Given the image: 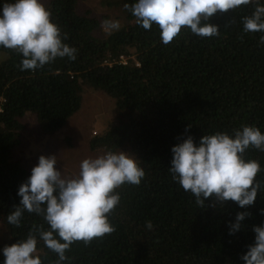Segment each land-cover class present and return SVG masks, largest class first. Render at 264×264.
Listing matches in <instances>:
<instances>
[{
	"label": "trees",
	"instance_id": "1",
	"mask_svg": "<svg viewBox=\"0 0 264 264\" xmlns=\"http://www.w3.org/2000/svg\"><path fill=\"white\" fill-rule=\"evenodd\" d=\"M42 2L66 35L63 42L77 54L75 60L58 57L35 71H21V54L0 47V223L9 236L0 249L24 238L34 224L48 228L41 216L26 211L19 226L6 220L32 169L15 157L27 128L23 119L33 115L44 135L56 134L81 109L86 84L111 97L119 113L114 127L92 138L91 149L129 150L145 177L139 185L116 189L120 204L109 214L115 231L87 245L74 242L63 264H243L252 228L264 222V190L244 209L214 196L200 207L168 169L172 146L188 135L198 143L203 135H231L242 125L264 133V33H245L242 23L256 3L214 14L209 23L218 25V36L200 37L182 26L164 44L156 24L145 30L124 7L135 0H109L114 14L99 18L90 10L81 13L79 0ZM117 17L125 19L119 30L97 36L102 21ZM120 55L129 58L127 66L118 63ZM245 158L259 162L256 179L264 183V152L249 148ZM240 211L248 215L230 236L228 222ZM37 254L42 264L58 259L42 241ZM4 259L0 253V264Z\"/></svg>",
	"mask_w": 264,
	"mask_h": 264
},
{
	"label": "clouds",
	"instance_id": "2",
	"mask_svg": "<svg viewBox=\"0 0 264 264\" xmlns=\"http://www.w3.org/2000/svg\"><path fill=\"white\" fill-rule=\"evenodd\" d=\"M254 2L252 14L242 18L243 31L264 33V3L260 0H135L124 7L145 30L156 24L161 42L168 44L182 26L200 37L218 36V25L209 23L214 14ZM102 26L119 30L120 23L104 20ZM65 39L42 0H0V47L21 54V71H35L58 57L75 60L77 49L64 43ZM260 43L264 44V35ZM118 63L127 66L129 58L120 55ZM249 148L264 152V133L252 125H242L231 135L206 134L198 143L188 135L172 146L168 171L200 207L214 196L221 204L230 200L244 209L254 204L258 191L264 190V183L256 179L261 171L259 162L245 158ZM56 164L55 155L38 157L30 176L18 187L19 205L6 217L8 224L19 226L25 211L35 213L48 228L34 224L24 238L0 249L3 264H42L37 254L41 241L57 254L56 264H63L74 242L87 245L115 231L109 214L120 204L116 189L123 184L139 185L145 177L139 160L123 150L83 159L74 176L64 175L54 167ZM247 215V211L236 213L234 221L228 222V235L241 229ZM145 226L149 230L153 227L151 221ZM252 231L253 243L240 259L243 264H264V222L254 225Z\"/></svg>",
	"mask_w": 264,
	"mask_h": 264
},
{
	"label": "rangeland",
	"instance_id": "3",
	"mask_svg": "<svg viewBox=\"0 0 264 264\" xmlns=\"http://www.w3.org/2000/svg\"><path fill=\"white\" fill-rule=\"evenodd\" d=\"M108 1L79 0V11L83 13L90 10L92 15L98 18L105 14L113 15L114 9H109ZM112 20L119 21L120 25L125 22L123 17ZM110 32L102 27L96 34L105 37ZM81 95V109L54 135H44L35 116H26L23 121L27 128L22 133V144L15 150L16 159H19L24 166L32 168L37 164L40 155H55L57 164L54 167L66 176H74L78 173L83 159L105 153V150H92L90 142L92 138L110 130L118 123L119 113L116 103L103 91L93 89L86 84L83 85ZM123 151L128 153L129 150L123 149ZM5 229L0 223V246L4 244V240L9 239Z\"/></svg>",
	"mask_w": 264,
	"mask_h": 264
}]
</instances>
